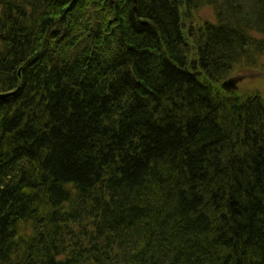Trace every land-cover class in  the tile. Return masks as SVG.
Wrapping results in <instances>:
<instances>
[{
	"label": "trees",
	"instance_id": "obj_1",
	"mask_svg": "<svg viewBox=\"0 0 264 264\" xmlns=\"http://www.w3.org/2000/svg\"><path fill=\"white\" fill-rule=\"evenodd\" d=\"M182 1L0 0V264H264V0Z\"/></svg>",
	"mask_w": 264,
	"mask_h": 264
},
{
	"label": "rangeland",
	"instance_id": "obj_2",
	"mask_svg": "<svg viewBox=\"0 0 264 264\" xmlns=\"http://www.w3.org/2000/svg\"><path fill=\"white\" fill-rule=\"evenodd\" d=\"M194 21L196 23L202 21H210V22L216 21L213 8L209 6H205L201 8L197 13H195ZM194 59L195 58H193V60ZM197 70H199L198 65H197ZM234 76L245 77V79L238 84V90L234 92L235 94L238 95L259 94L264 99V56L260 58L255 69L241 68L237 66L235 72H233L229 78ZM219 93L221 92L219 91Z\"/></svg>",
	"mask_w": 264,
	"mask_h": 264
},
{
	"label": "water",
	"instance_id": "obj_3",
	"mask_svg": "<svg viewBox=\"0 0 264 264\" xmlns=\"http://www.w3.org/2000/svg\"><path fill=\"white\" fill-rule=\"evenodd\" d=\"M192 69L195 71V75H198L200 76L202 73L200 71H197V61L194 60L192 61ZM245 77L244 76H234V77H231L229 79H227L226 81H224L222 84H221V87L227 91V92H234L237 90L238 88V84L244 79ZM8 95L10 94H0V99L1 98H4V97H7Z\"/></svg>",
	"mask_w": 264,
	"mask_h": 264
},
{
	"label": "bare ground",
	"instance_id": "obj_4",
	"mask_svg": "<svg viewBox=\"0 0 264 264\" xmlns=\"http://www.w3.org/2000/svg\"><path fill=\"white\" fill-rule=\"evenodd\" d=\"M183 27L186 28L187 27V24L186 23H183Z\"/></svg>",
	"mask_w": 264,
	"mask_h": 264
}]
</instances>
